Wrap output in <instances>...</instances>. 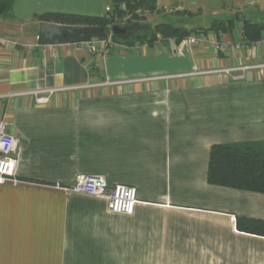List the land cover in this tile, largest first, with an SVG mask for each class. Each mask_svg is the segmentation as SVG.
<instances>
[{
	"label": "crops",
	"instance_id": "0c3cea01",
	"mask_svg": "<svg viewBox=\"0 0 264 264\" xmlns=\"http://www.w3.org/2000/svg\"><path fill=\"white\" fill-rule=\"evenodd\" d=\"M209 1L156 0L175 17ZM110 2L15 0L11 16L38 30L45 11L103 17ZM214 2L238 18L217 20L237 23L197 45L115 43L101 56L84 42L0 32V122L20 142L19 182L0 184V264H264V238L236 227L237 216L264 219V194L208 183L213 145L264 143V67L222 72L264 65V46L242 37L264 0ZM215 41L243 48L222 53ZM50 89L37 104L33 93ZM82 176L135 187L133 214L68 192Z\"/></svg>",
	"mask_w": 264,
	"mask_h": 264
},
{
	"label": "trees",
	"instance_id": "16d2710c",
	"mask_svg": "<svg viewBox=\"0 0 264 264\" xmlns=\"http://www.w3.org/2000/svg\"><path fill=\"white\" fill-rule=\"evenodd\" d=\"M15 0H0V16L6 18L13 10ZM125 4L126 9H121ZM111 11L106 16H88L72 13L46 12L34 16L39 24L50 23L75 28L100 29L110 31L109 26L118 24V19L128 18V26H139L145 21V13L163 14L156 0H111ZM180 13V11L178 12ZM187 14V13H186ZM175 15V14H174ZM235 19L213 20L208 28H186L171 23H159L147 30L132 32L131 36H112L117 43L131 46L136 43L154 46L160 35L162 39H173L176 43L189 38L215 31L229 33L236 25ZM242 37L247 45H253L264 37L263 21L245 18L242 21ZM141 27V26H140ZM208 183L214 186L264 194V143L215 144L209 155ZM236 227L241 233L264 238V219L245 216L236 217Z\"/></svg>",
	"mask_w": 264,
	"mask_h": 264
},
{
	"label": "built area",
	"instance_id": "2783aa9c",
	"mask_svg": "<svg viewBox=\"0 0 264 264\" xmlns=\"http://www.w3.org/2000/svg\"><path fill=\"white\" fill-rule=\"evenodd\" d=\"M121 9H126V5L122 4ZM111 11L108 8L107 12ZM111 29V27H110ZM193 45L202 43L205 40L203 35L193 36L186 38ZM158 40H162L159 35ZM106 41V40H103ZM88 44L87 42H84ZM264 46V37L258 43ZM214 47L219 52H226L230 49L241 50V44L227 43V42H214ZM92 51L95 49L92 47ZM264 65L251 66H235L223 69L222 72L228 76H234L237 72H246L251 69L263 68ZM244 76L235 75L234 78H243ZM58 92L57 89H50L46 91H36L33 93L37 104H46L50 101L53 94ZM8 123L4 120L0 122V184L5 182L18 183L19 179L16 176L17 170V156L19 154L20 142L12 134L8 132ZM66 190L72 193L85 194L92 197H104L107 199L108 209L111 213L132 215L137 204V190L135 187L128 185H116L109 189L106 180L101 176H82L79 177L75 183L67 187Z\"/></svg>",
	"mask_w": 264,
	"mask_h": 264
},
{
	"label": "rangeland",
	"instance_id": "374dc122",
	"mask_svg": "<svg viewBox=\"0 0 264 264\" xmlns=\"http://www.w3.org/2000/svg\"><path fill=\"white\" fill-rule=\"evenodd\" d=\"M214 0H210L207 4L203 5L202 3H198V7L202 9H196L195 7H188V9L192 11H181L177 17L175 16H169L167 14H161L159 15L158 13H145L144 18L145 21L140 24L142 27H147L149 26H154L159 23H171L176 26H185L186 28H191V27H196V26H203V27H208L210 23L214 19H225L228 17L234 18L236 17L235 14L233 15L230 11H217V5L214 4ZM110 8V7H109ZM48 12V11H45ZM54 12V11H53ZM57 12V11H55ZM44 13V12H43ZM187 13V14H186ZM42 14V13H41ZM73 14V13H72ZM12 12L9 13V15L4 18L0 16V32H4L3 34H6L10 31L18 32L21 31L22 33H32L34 36L35 34L38 35V30H36V26L32 24L31 22L29 23H24L23 25L20 23H17L16 21L13 20L12 18ZM263 17L257 19L258 21H263ZM128 18H125L124 20L118 19V24L129 27L127 23ZM112 25L109 26V29ZM143 29V30H145ZM34 30V31H31ZM111 30V29H110ZM34 32V33H33ZM1 34V33H0ZM86 44L87 47L94 48V52H101V56H105L106 54L109 53V49L111 45H114L115 42L112 38V34L109 31V37L106 41L93 38L90 41L87 42ZM140 44V43H136Z\"/></svg>",
	"mask_w": 264,
	"mask_h": 264
},
{
	"label": "water",
	"instance_id": "95a60500",
	"mask_svg": "<svg viewBox=\"0 0 264 264\" xmlns=\"http://www.w3.org/2000/svg\"><path fill=\"white\" fill-rule=\"evenodd\" d=\"M244 19L245 18H243V20ZM132 31L133 26L125 27L119 24H114L111 26L110 33L112 34V36L125 37L128 34L132 33ZM108 37L109 32L103 29H80L70 26L42 23L39 26L37 40L38 44L43 46L88 42L93 38L107 40Z\"/></svg>",
	"mask_w": 264,
	"mask_h": 264
}]
</instances>
